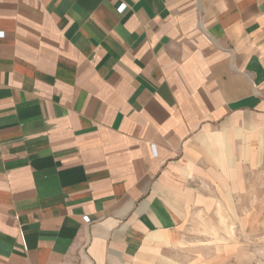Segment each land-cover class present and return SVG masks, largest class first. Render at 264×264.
<instances>
[{
    "label": "crops",
    "instance_id": "1",
    "mask_svg": "<svg viewBox=\"0 0 264 264\" xmlns=\"http://www.w3.org/2000/svg\"><path fill=\"white\" fill-rule=\"evenodd\" d=\"M252 171L264 0H0V264H168Z\"/></svg>",
    "mask_w": 264,
    "mask_h": 264
},
{
    "label": "rangeland",
    "instance_id": "2",
    "mask_svg": "<svg viewBox=\"0 0 264 264\" xmlns=\"http://www.w3.org/2000/svg\"><path fill=\"white\" fill-rule=\"evenodd\" d=\"M242 178L188 210L168 264H264V172Z\"/></svg>",
    "mask_w": 264,
    "mask_h": 264
}]
</instances>
